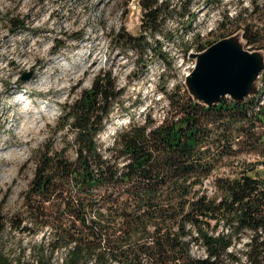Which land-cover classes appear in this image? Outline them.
<instances>
[{
	"label": "trees",
	"instance_id": "trees-1",
	"mask_svg": "<svg viewBox=\"0 0 264 264\" xmlns=\"http://www.w3.org/2000/svg\"><path fill=\"white\" fill-rule=\"evenodd\" d=\"M139 4L141 33L121 27L110 41L140 58L149 50L165 58L156 31L170 11L158 0ZM243 36L249 49L264 41L248 26ZM122 93L111 72L100 71L90 89L61 105L53 133L68 129L72 137L32 151L20 207L0 215V237L7 230L16 239L5 247L0 238V264H264V177L256 171L264 102L256 94L205 104L176 84L160 122L147 114L130 120L103 145L97 136Z\"/></svg>",
	"mask_w": 264,
	"mask_h": 264
},
{
	"label": "rangeland",
	"instance_id": "rangeland-1",
	"mask_svg": "<svg viewBox=\"0 0 264 264\" xmlns=\"http://www.w3.org/2000/svg\"><path fill=\"white\" fill-rule=\"evenodd\" d=\"M186 1L158 0L170 11L156 31L165 58L149 50L142 60L137 51L110 41V32L121 27L135 36L141 33L139 0H0V215L8 217L19 209L32 175V151L49 138L56 145L60 135L71 139L68 129L52 130L61 105L90 89L98 72L110 71L115 85L123 89L97 136L107 145L130 120L141 121L146 114L157 122L163 119L168 110L165 93L176 84L184 85L187 65L195 62L192 52L238 34L245 49L264 55L263 40L249 49L243 36L246 26L264 33V6L256 0H250L252 11L241 10L234 18L224 11L236 10L235 0ZM14 21H22L21 27L13 28ZM167 33L172 38H165ZM73 62L77 63L65 68L64 63ZM29 71L31 76L22 79ZM261 83L258 78L257 87L263 88ZM18 91L26 101L18 100ZM24 111L30 116L25 117ZM240 155L263 160L259 154ZM256 171L264 177V162H258ZM0 238L5 247L16 244L7 230ZM28 245V238L21 240L20 246ZM64 253L60 250L58 256Z\"/></svg>",
	"mask_w": 264,
	"mask_h": 264
},
{
	"label": "water",
	"instance_id": "water-1",
	"mask_svg": "<svg viewBox=\"0 0 264 264\" xmlns=\"http://www.w3.org/2000/svg\"><path fill=\"white\" fill-rule=\"evenodd\" d=\"M191 56L195 66L185 85L195 100L213 104L229 96L238 101L257 92L256 80L264 69V55L245 49L238 34L221 38ZM31 74L24 73L22 79Z\"/></svg>",
	"mask_w": 264,
	"mask_h": 264
},
{
	"label": "built area",
	"instance_id": "built-area-1",
	"mask_svg": "<svg viewBox=\"0 0 264 264\" xmlns=\"http://www.w3.org/2000/svg\"><path fill=\"white\" fill-rule=\"evenodd\" d=\"M235 1H236L235 5H238L237 9L233 11L229 7H227L226 11H224V14L226 15V17L234 18V17L238 16V14H239L238 12L239 11L241 12V10H244L245 14L247 13V11H252L253 10L252 9V6H253V2L252 1H250V0H235ZM256 2L259 5H264V0H256ZM221 17H222V15L218 16V18H221ZM194 66H195V62L192 63L191 65H187V68H189V70L187 69L184 72L183 76H182L183 84L185 83V79H186L187 75L191 72V70L194 68ZM261 84H263V88H261L259 86V91L257 93V95L259 97L258 103H260V104H262L264 102V82H262Z\"/></svg>",
	"mask_w": 264,
	"mask_h": 264
},
{
	"label": "bare ground",
	"instance_id": "bare-ground-1",
	"mask_svg": "<svg viewBox=\"0 0 264 264\" xmlns=\"http://www.w3.org/2000/svg\"><path fill=\"white\" fill-rule=\"evenodd\" d=\"M81 54H83V53H81ZM76 63H77V62H73V63H70V64H68V63H67V64L64 63V66H65V68H68V67H70V66L73 65V64L75 65ZM17 96H18V100H19V101H23V102L26 101V96L22 95L19 91L17 92ZM24 112H25V111H24ZM24 112H23V113H24ZM46 112H47V113H50L51 111L49 110V111H46ZM24 116H25V117H29L30 114L27 113V112H25V113H24ZM33 116H37V115L34 114Z\"/></svg>",
	"mask_w": 264,
	"mask_h": 264
}]
</instances>
